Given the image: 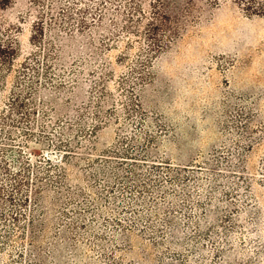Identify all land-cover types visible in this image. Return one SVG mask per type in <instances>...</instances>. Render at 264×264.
<instances>
[{"label": "rangeland", "instance_id": "obj_1", "mask_svg": "<svg viewBox=\"0 0 264 264\" xmlns=\"http://www.w3.org/2000/svg\"><path fill=\"white\" fill-rule=\"evenodd\" d=\"M118 6L0 0V264H264V0L205 3L140 86Z\"/></svg>", "mask_w": 264, "mask_h": 264}, {"label": "trees", "instance_id": "obj_2", "mask_svg": "<svg viewBox=\"0 0 264 264\" xmlns=\"http://www.w3.org/2000/svg\"><path fill=\"white\" fill-rule=\"evenodd\" d=\"M122 6H118L114 9L113 15L111 18V23L116 27L123 31V34L127 36L128 42V48L127 52L130 50H133L134 43H143L145 47L139 48V64L136 66L137 69L132 70L131 73L137 74V81L141 82L140 84L144 83L146 79L149 77V68L151 66L152 60L156 55L161 53L163 50L167 49L172 43H174L177 39L180 38L182 33L186 30L189 24L193 23L196 18L197 14L202 11V7H204V4L206 3L208 6H217L219 1L223 0H121ZM240 4H248L249 0H237ZM103 3H106V1H103ZM102 11L104 8V5L101 2ZM107 15L106 11H103L97 19L98 21H92V22H86L82 21L81 27L83 30L91 28H96L100 24H102L105 16ZM264 15V11H263ZM85 49L84 52L92 51L93 50V43H87L83 46ZM4 51L2 49V46L0 45V56L4 55ZM121 62H125L129 60V57L127 56V53H123V55L120 57ZM89 63H84L83 71L85 70V67H89ZM141 70V71H139ZM137 71V72H136ZM79 72H77V75H72L73 79H71V84L78 85L79 84V78H78ZM99 81L95 83V85L98 87L97 91L102 96L100 104H108L112 101V98L110 95H108L105 90V84L102 82L101 78L97 77ZM74 88V87H73ZM137 100H135L136 102ZM132 102V101H131ZM133 104L135 105L134 101ZM98 106V108H99ZM135 107L138 108V105L136 104ZM99 111H97V114L95 115V118L98 120L97 124H101L102 122L99 120L100 116L98 115ZM81 116V115H80ZM76 114L75 121L82 122L83 119ZM97 122V121H96ZM70 126H73L70 125ZM80 128V125H78ZM98 125L93 126V130ZM68 129V128H67ZM79 131V130H78ZM27 136H31V134H28ZM73 139L71 140H63L60 139L55 145H52L57 150L64 149L65 153L63 155V158L68 162V166H71L70 163L73 165H77L79 160H82L78 155V152L76 150H79L80 147H78V144L75 143L73 145L71 143ZM78 154V155H77ZM75 160V162H74ZM49 162V161H47ZM70 162V163H69ZM4 166V165H3ZM22 170L20 173H17L15 177H19L14 182V189L20 190L22 189L23 183L25 180L28 179V174L30 172L31 166L28 161L23 162ZM60 169H63L59 167ZM2 170L6 173L8 171L7 167H2ZM68 170L63 169L64 173V180L65 182L69 180V173H67ZM23 174L24 179L22 178ZM77 179V178H76ZM15 180V179H14ZM79 180V179H77ZM64 182V184H65ZM41 188L38 186L37 189L34 190L33 196L35 197V200L40 201L42 199V193L40 192ZM11 201V196L7 197V199ZM29 199V196H25L22 200L23 202H26V200ZM46 209V207L44 208ZM17 215L14 213V217L16 218ZM33 233V231H32ZM35 234V233H34ZM34 238V236H33ZM55 248V247H54ZM56 252H58V260H60L59 255V249H56Z\"/></svg>", "mask_w": 264, "mask_h": 264}]
</instances>
